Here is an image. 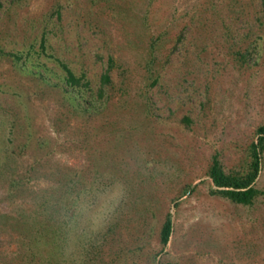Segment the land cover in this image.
Segmentation results:
<instances>
[{
    "label": "rangeland",
    "instance_id": "rangeland-1",
    "mask_svg": "<svg viewBox=\"0 0 264 264\" xmlns=\"http://www.w3.org/2000/svg\"><path fill=\"white\" fill-rule=\"evenodd\" d=\"M109 57L102 105L75 107L53 71L96 86ZM263 122L261 0H0V264H264V193L208 175Z\"/></svg>",
    "mask_w": 264,
    "mask_h": 264
},
{
    "label": "trees",
    "instance_id": "trees-1",
    "mask_svg": "<svg viewBox=\"0 0 264 264\" xmlns=\"http://www.w3.org/2000/svg\"><path fill=\"white\" fill-rule=\"evenodd\" d=\"M261 7L264 10V0H261ZM45 39L46 36L42 33L39 48H34V44L26 46L21 52L22 55H25V59L33 54H40L45 51ZM17 56L20 57L18 54ZM111 64L112 58L109 57V65L100 72L96 86L92 85L91 79L84 70L77 72L64 61H60L62 72L57 75L53 71V74L57 76L58 82L61 81L62 88L68 93L75 107L81 110H96L102 105L106 84L111 82L109 72ZM43 70L50 71L51 69L43 67ZM256 132L258 134L256 141L251 142V157L242 170L226 172L218 156L216 154L212 155L208 166V175L214 185L210 188L212 193L220 194L231 201L243 204L252 203L260 193H264L263 189L253 184L260 169V155L264 150V122L257 125ZM171 231L172 218L168 212L159 229V239L162 245L168 241Z\"/></svg>",
    "mask_w": 264,
    "mask_h": 264
}]
</instances>
